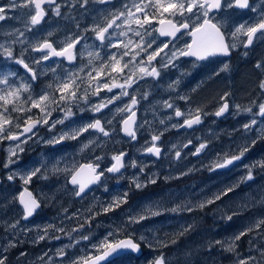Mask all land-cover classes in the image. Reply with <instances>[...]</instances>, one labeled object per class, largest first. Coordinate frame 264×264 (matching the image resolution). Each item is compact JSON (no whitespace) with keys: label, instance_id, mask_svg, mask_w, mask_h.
Wrapping results in <instances>:
<instances>
[{"label":"rangeland","instance_id":"374dc122","mask_svg":"<svg viewBox=\"0 0 264 264\" xmlns=\"http://www.w3.org/2000/svg\"><path fill=\"white\" fill-rule=\"evenodd\" d=\"M14 2L16 7L11 6L13 0H0V7L6 9L5 19L0 20V44L10 47L14 57L24 59L25 63L29 64L36 72L37 79L30 78L22 70L21 65L16 64L15 59L2 54H0V78L7 76L12 87H18L22 83L29 85V91L20 94L21 103L25 108L30 107V103H27L29 96L38 99L35 97V91L39 78L41 82L38 86L43 94L44 87L52 85L51 88L53 86L56 88V85L66 80L70 73L74 78L82 76V79L86 76L82 70H79L80 68L67 69L64 73H60L56 63L49 65L43 63L41 60L43 53L33 51V46L47 40L51 41L54 47L63 48L71 39L78 37L80 48L78 57H81L82 60L83 55L90 53L87 52V49L111 48L108 46L109 40L113 44L117 43L116 35H119L120 31H125L126 36L133 43L140 40L133 32L128 31L121 19L118 22L121 25L120 28L114 26L109 30V33H115V35H111L107 39L108 45L100 46L92 29L109 18V15H104L109 14L110 9L108 5L102 6L99 0H87V3L85 0H58L55 5L43 7L46 17L39 25L35 26L30 24V15L35 12L34 7H21L27 0H14ZM262 3L264 0H260L252 6L258 9L255 13L250 9L249 13L240 18L229 14L227 22L230 35L233 29L235 31L239 25L246 23L250 25L251 22H256ZM56 5H59V15L55 11ZM226 9L229 8L226 7ZM131 27L136 29L135 24ZM139 30L143 32L142 29ZM21 32L24 33L23 36L20 35ZM129 34L132 35V38ZM154 38L156 45L153 44L148 52L168 43V41L158 38L155 32H152L151 36L145 35L144 41L150 43ZM13 41L16 42L13 43ZM123 42L127 43L128 40ZM186 43L187 41H178L174 43L173 48H183ZM232 43L236 45L234 49L241 50L245 40L239 35L235 40L232 39ZM115 49L118 52V48ZM2 51L0 49V53ZM117 52V55L121 54ZM94 54L97 57V53ZM133 54L134 50L129 53V58L123 57L122 63L130 61ZM98 58L108 60L109 56L100 57L99 55ZM36 60L41 62L36 64ZM141 60H147L146 53L141 52L125 70L131 73ZM165 63H167V57L160 55L152 61L151 65L143 66L150 70L151 67L159 65L157 69L160 72L158 76L160 79L162 73L165 74L167 71L165 67H161ZM175 64L183 65L181 71L185 73L198 71V79L196 77L194 80L191 79L189 85L187 84L188 87L186 86L185 90L180 91L177 98H172V101L176 103L182 101L183 107L179 105H173L172 108L165 107V101L171 100V94H168L167 99L164 100L166 92L161 98H152L153 88L151 87L156 86L158 77L145 76L144 79L133 77L136 83L132 84L134 86L132 87V96L137 98L136 106L139 111L133 127L137 138L136 140L132 139L131 144L129 138L122 137L120 139L122 151L104 154L105 157L112 159L113 156L120 153L127 154L123 150L132 145L130 154L124 157L128 169L123 178L132 179V181L136 179L143 185L139 188L142 190L148 184L142 182V177L139 175L141 169L147 170L150 175L155 174L154 180L161 172H166L165 182L173 185L152 189V192L144 193L140 199H132V206L128 207L129 204L124 206L126 203L121 204L120 206L123 208L112 214L103 211V200L106 203L108 198L102 200L100 195L88 196L92 200L90 205L94 206L96 210L87 207L69 211L74 204L79 205L80 202H75L72 192L66 190L63 184L56 181L50 187H44L39 193L43 196L45 205L49 204L52 210H59L63 207L64 211L57 212L56 210L54 211L56 213L42 214L39 217L32 214L22 221L21 211L19 212L15 208V204L19 205V203L17 204L18 191L13 184H5L0 189V224L6 230L5 233L0 234V240L4 238L3 247L5 250L2 252L5 264H71V261L79 257L88 254L95 255L96 250L93 246L99 245L106 237L112 241L133 238L136 243L141 245L143 252L139 257H135L133 254L132 256L125 255L108 264H152V261L161 252L165 255L167 264H239L240 260H248L249 264H264V255H262L264 253V225L256 227L258 221L264 220V168H261L257 163L264 161V118L257 115L258 105L264 103V91L260 88L261 82L264 81V37L258 36L254 44L236 56L232 69L238 67L240 69L230 71L228 74L223 73V82H213L212 80L210 85L205 83L211 77L205 76L211 73V69L195 66L192 61H181L179 57ZM258 64L261 67H257ZM79 67L83 68L82 63ZM176 69L180 71V67ZM90 70L89 68L86 72L88 73ZM10 73L14 75H9ZM47 74H51L49 82H45ZM125 78L120 79L121 84L124 83ZM219 79L221 78L219 77ZM0 89L7 90L5 85H0ZM139 92H142L143 95ZM225 93H228L225 100L230 103L231 109L228 115L217 117L214 113L221 106V101H223L221 97H224ZM59 95L60 93L56 91V94L52 96L58 99ZM147 97L149 98L146 99ZM181 97L187 99H181ZM69 103L74 104L75 101H69ZM237 105L240 106L239 109H237ZM11 107L9 105V109ZM246 108H251L252 111H244ZM33 109L35 108H32L30 112L9 110L6 115L12 119L13 124L7 131L17 132L19 128L15 127L16 123H20L22 117L25 121L28 117L27 114L32 113ZM175 109H179L184 114L181 119L175 117ZM196 109L202 110L203 123L195 125L190 130L177 129L179 126H173L182 125L184 119L191 118L196 114ZM29 116L34 117L33 115ZM253 119L257 120V124L253 125L251 131L246 132L243 125L250 123ZM80 127L83 126L74 130ZM153 135L160 136V139L155 142V145L162 149L159 158L151 153H148V156L142 154L148 147H152L151 137ZM253 140L257 141L254 145L252 144ZM3 141L5 139H0V171L9 161V150L12 149L16 152L15 156H11L15 163L20 160L18 155L22 147L19 144V148H17L18 143L15 142L2 148ZM201 143H205L207 147L201 153L193 155ZM244 146L249 149L244 157L240 161H236L234 165L226 167L233 166L232 170L227 172L222 170L226 168L210 170L218 157H223L225 154L238 155ZM177 151L181 154L179 158L176 157ZM53 152L47 157L43 153H41L42 155L38 153L34 158L37 161L35 164L41 166L50 161L48 162L50 163L49 169L52 173H57L58 177H61L62 174L63 182L67 176H71V172L79 166L78 162L86 155L80 151L67 153L55 150ZM13 163H9L8 166ZM253 165H255L252 168L253 179H242L248 172L245 166ZM54 168L60 169V171H54ZM193 169L195 170L192 171ZM197 172H206L207 175L191 182H185V184H179V182L187 181L191 175ZM10 175L13 176V179L18 177V169L12 167L4 173L5 177ZM173 180H179V182ZM150 184L152 183L150 182ZM8 187L9 190H6ZM229 188L232 190L227 191L226 195H220ZM125 193L128 194L127 189L114 190V198H122ZM216 195H220V199L214 200V203L211 204L205 203L203 208L198 207L202 202L214 199ZM26 199H28L27 196ZM188 207H191L192 211H188ZM173 208H178V210L173 212L171 211ZM115 209L117 210V208ZM145 209L158 211L160 215L150 216L139 224L128 223L130 215L143 214ZM229 216L232 217L231 220L227 219ZM13 225L15 227H12ZM188 226L191 228L184 235H179ZM248 229L251 231H247ZM245 231L246 235L235 240L240 232ZM110 232L113 233L112 236H108ZM40 236L45 238L39 240ZM83 236H88L89 239L83 240ZM173 239L176 240V243H168L167 247H161L158 243V241L169 242ZM217 241L221 243L218 244ZM233 241L234 251H227V247ZM41 244H43L42 247L31 248ZM61 249L64 250L63 256L58 254ZM17 256L21 257L19 263H15ZM250 257L253 259L249 260Z\"/></svg>","mask_w":264,"mask_h":264},{"label":"snow or ice","instance_id":"6c2138e0","mask_svg":"<svg viewBox=\"0 0 264 264\" xmlns=\"http://www.w3.org/2000/svg\"><path fill=\"white\" fill-rule=\"evenodd\" d=\"M100 3H106L107 0H99ZM44 3L55 4V0H27V2L21 7H34V14L30 15V24L32 26L39 25L42 19L45 16V11L42 8ZM87 3V0H85ZM12 7H16V4L13 0L11 5ZM225 7L232 8L238 7L240 9H251L252 12H257L258 9L256 7H252L249 3V0H132L131 6L125 5V10L120 11L118 14H113L110 19H106L102 24L96 25L92 30L95 32L96 39L101 41L103 44L111 35H115V33H109L110 29L120 28L121 25L117 23V21L123 19L124 26L127 27L128 31L133 32V34L140 38V40L136 43H133L131 39L128 40L127 43L123 41H118L113 44L109 40L110 47L115 48H123L126 49L119 56L116 53H113L109 57V61L102 63L99 65V68H94L93 72L95 75L90 72L88 74V88L91 89L93 84L95 85L94 91H92V95H99L102 89H106L108 92H112L113 88H120L121 92L119 95H114L110 99L101 102L92 107L93 112H100L101 109L106 108L109 104L113 103L115 100H119L122 96H128L127 88L131 87L132 84L136 83L137 79H141L145 76L150 77H158L160 72L156 67H151L150 70L143 65H151L152 61L160 55L161 52L164 51L165 48L169 47L168 43H164L163 47H157L154 51L148 52V49L152 48V45L156 43L155 38L150 42L144 41V36H151L152 32H158L160 36L165 37H173L179 38L177 36L178 33L181 35L187 34L191 37V42L186 43L183 48L174 49L171 52V56L168 57L167 63L162 64L161 67H168L169 64L172 63L173 60L178 59L179 57H195L197 60H205L209 56L215 55H223L228 56L230 54L231 49L235 48V43L228 42V34L222 31L221 26L213 22V17L210 15L214 10L220 11ZM56 14L59 15V5L55 7ZM6 9L4 7H0V20L5 19L4 13ZM153 22L159 25L158 28H152ZM135 24L136 29H133L131 25ZM151 28V31L149 29ZM139 29H142L140 31ZM245 35L247 37L246 42L244 43V47L247 48L252 44L254 37H257L259 34L260 37H264V3L261 4L259 10V16L255 23L251 25L241 24L235 28V31L231 32V38L235 40L239 35ZM21 36L24 35L23 32L20 33ZM51 35V34H50ZM127 33L125 31H120L119 36H126ZM16 41H13L15 43ZM23 43V41H20ZM79 43V38H73L70 42H67L63 48L57 50L53 47V44L44 40L42 43H39L32 47L33 51L36 52H44L47 50L46 54H43L41 60H48L52 56L56 57H66L69 61H72L75 57L72 53V49ZM0 49H2V55L15 59L16 64L21 65L27 72L32 74V79H37V74L33 68L29 66V64L25 63L24 59L16 58L13 55V51L10 47H5L3 44H0ZM134 50V54L131 57V60L128 62L123 61V57L128 56L130 52ZM141 52L147 54V60H141L138 65L135 66L134 70H132L131 75L125 78L124 83H118L116 76H113L112 73L118 75L122 74L125 69L129 68V65L136 60V58L140 55ZM91 56L92 53H89ZM99 54L97 53V58ZM41 61L36 60L35 63L39 64ZM91 64V60L89 61ZM257 67H261V65H257ZM228 69V65L225 64L221 71H226ZM14 75V74H9ZM104 76H108L111 83L104 82L101 83V79ZM78 77H73L70 73L68 78L63 82H60L56 85L55 91L59 92L60 95L57 98L53 97L50 93L44 92L39 95L38 99L33 98L32 96L28 97L27 103H30V107H23L20 94L21 92L29 91V85L20 84L18 87H12L9 84L7 76L0 78V85H5L7 90L0 89V139H7L12 141H19L23 143L24 141L20 140V137L26 133H33V129L37 127L39 124H47V117L51 115V111H49V107L52 104H56L59 106L60 103H68L69 101L76 100H85L87 101L88 97V89L85 90V94L83 96H78L77 89H79L80 85L77 83ZM178 83V82H177ZM52 87V85H49ZM172 87V85H169ZM260 88L264 91V81L261 82ZM228 96V93H225L224 97H221V100H225V97ZM181 99H187L186 97H181ZM138 103L137 98L135 96H131L130 104L126 105L123 109H118L119 112L128 111L130 115L123 120L122 131L132 139L136 138V133L132 127L135 123V112L132 111L134 106ZM255 103V102H254ZM9 105H11V109H9ZM19 105V106H18ZM165 107L172 108L173 105L169 104L165 101ZM237 109L240 108L239 105L236 106ZM32 108L39 109L40 113L43 115L39 119H33L31 116H28L24 121V125L22 127V131L19 133H13L7 131L9 127L12 126V119L6 114L9 110L14 112H30ZM259 112L257 115L264 118V103H260L258 105ZM229 109V104L225 100V102L218 108V110L214 113L215 116L219 117L223 115ZM63 110V109H61ZM244 111L251 112V108H246ZM73 113L71 109H67L65 111V119L71 116ZM201 109H196V114L191 116V118L184 119L183 125H173L174 127H189L191 128L194 124H199L201 122ZM175 115L180 117L184 115L179 109L176 110ZM63 120L56 121V123H63ZM111 123V121H109ZM163 123V121H161ZM257 124V120L253 119L250 123L244 124V130L251 131L253 129V125ZM55 126L54 124L52 125ZM16 128H21L19 123H16ZM89 129H95L96 131L102 133L105 137L109 136V132L105 130L104 126H102L101 121L99 119L94 120L92 123H89L79 129L74 130L71 134L65 133L61 135L58 139H54L53 141H49V143H59L61 140L65 138L76 139L80 136L81 133L88 131ZM30 138V137H29ZM153 145L152 147H148L146 149L147 152L159 156L160 148L155 145V142L160 139L159 135H153L151 137ZM256 140L252 141V144H256ZM92 141H89L91 144ZM89 145L85 144L83 147L87 148ZM207 145L205 143H201L199 147L196 148L193 155H197L201 153ZM17 148H19V143L17 144ZM83 150V149H81ZM248 147L244 146L239 154L228 155L225 154L223 157H218L216 161L213 162L210 170H215L216 168H226L229 165H234L236 161H240L242 157H244L245 153L248 151ZM10 151V157L8 163L4 165L5 168L8 167L9 163H13L14 161L11 159V156H15L16 152L12 149ZM23 151V149H20ZM123 153L119 155H115L112 157L114 163L111 167L107 168V172L109 173H118L120 169L124 166L122 163ZM180 152H176V157H180ZM99 159V157H97ZM261 168H264V161L257 162ZM135 166V164H133ZM99 165H80L75 171L71 172L70 183L73 186H76L78 190H75V195L80 196L85 192V189L90 184H95L97 181L101 179L104 175V171L97 172V168ZM248 169L247 175L243 177L244 180H252V168L253 166H245ZM41 171L40 168H36L29 172L26 176H22L21 179L25 184H28L32 177L36 176L37 173ZM54 171H60V169L54 168ZM67 171V170H65ZM143 171V169H141ZM191 171V169H190ZM9 180L13 179V176L10 175L8 177ZM151 183H155L154 179L150 180ZM136 188H141L143 185L133 180ZM232 189H227L224 193L220 195H226L227 191H231ZM24 193L21 194L20 203L23 205L24 210V219H27L31 216L36 208L39 207L37 200L32 197L31 193H27L28 199H24ZM220 195H216L214 199L207 200L206 202H202L198 205V207L203 208L205 203L211 204L214 203V200L220 199ZM127 203V193L124 194V197L117 198L112 201L107 207L103 209L104 212H109L114 210L115 208L120 207L121 204ZM178 208H173L171 211L175 212ZM188 211H192L191 207H188ZM160 215L158 211H152L151 209H145L143 214L137 213L136 215H130L128 219L129 224H139L141 221L148 219L150 216ZM231 216L227 217V219L231 220ZM261 225H264V220L258 221L256 227L259 228ZM12 227H15L13 225ZM191 226H188L181 232L179 235H184ZM75 231V229H74ZM247 231H251L248 229ZM247 232H240L239 235L235 237V240H239L242 236L246 235ZM113 233H109L108 236H112ZM45 237L40 236L39 240H43ZM143 239V237H141ZM83 240H88V236H83ZM161 247H167L168 243L175 244L176 240L173 239L169 242L158 241ZM216 243H221L217 241ZM94 249L96 250V254H88L83 257H79L76 260L71 261V264H100L101 261H105L107 257L112 255L113 253H117L120 250L131 249L132 251H138L139 245L135 243L130 237L124 240L112 241L107 237L103 242L99 245H94ZM227 251H234V241L230 244ZM59 255H64V250L61 249L58 252ZM264 255V253H262ZM253 259V258H249ZM0 264H5V258H0ZM152 264H167V260L165 255L161 252L153 261ZM239 264H249L248 260H240Z\"/></svg>","mask_w":264,"mask_h":264},{"label":"flooded vegetation","instance_id":"af4514ba","mask_svg":"<svg viewBox=\"0 0 264 264\" xmlns=\"http://www.w3.org/2000/svg\"><path fill=\"white\" fill-rule=\"evenodd\" d=\"M57 1L58 0H55V4L57 3ZM258 1H260V0H249V3L253 6ZM55 4H51V5H55ZM131 4H132V0H107L106 3H101L102 6H105V5L109 6V9H110L109 14L104 15V16L109 15L108 19H110L113 14H118L120 11L125 10V8H124L125 5L131 6ZM46 6H50V4H45L42 7H46ZM249 10L250 9H240L238 7H232V8L226 9V7H225L223 10H220V11L214 10L212 13H210V15L213 17V22L218 23L221 26L222 31H224L228 34V42L232 43V38H231L230 32L228 30L229 23L227 22L228 18L230 17L229 14L235 15L236 17L240 18L242 15H246L247 13H249ZM45 17H46V15L44 16V18ZM44 18L42 19V21L44 20ZM101 18L103 19L104 17H101ZM119 21H117V23ZM254 22H251V24ZM248 24L249 23H246V25H248ZM158 27H159V25L156 24L155 22H153L152 28H158ZM233 31H234V29H233ZM129 35L132 38V35L131 34H129ZM155 35L160 39L168 41L169 47L165 48L164 51L160 53V55L167 57V60H168V57L171 56V52L174 49H176V48H173L174 43H176L178 41H187V43L191 42V37L187 34L181 35L180 33H178L177 34V36L179 37L178 39L173 38V37L160 36L158 32H155ZM258 36H259V34L257 35V37H254L252 44H254L257 41ZM240 37L243 40H245V42H246L247 37L245 35L241 34ZM126 39L129 40L127 36L116 35V41L117 42L118 41H124ZM106 41L103 43L104 46L108 45ZM48 42L52 43L51 41H48ZM99 44H100V46L102 45L101 41H99ZM251 45H249L248 47H250ZM53 47H54V45H53ZM94 47H96V46H94ZM54 48H56L57 50H60L61 47H54ZM247 48L244 47V43H243L242 47L240 48L241 50L233 48V49H231L230 54L228 56H223V55L209 56L205 60H197L195 57H192V58L180 57V60L181 61H186V60L192 61L193 63H195V66H200V67H205L206 69H211V73L205 75L207 77L211 76L210 79L207 82H205V83L210 85L212 80H213V82H223L222 81V78H224L223 73L228 74L230 71L232 72V71H236V70L240 69V67H238L237 69H232V67H233L234 62L236 60V56L241 51L247 50ZM79 49L80 48H79V43H78L72 49V53L75 57L72 61H69L66 57H63V56H61V57H50L48 60H46V61L42 60V61H43V63H45L47 65H49L51 63H56V67L58 68L60 73H64V71H66L67 69L71 70V69H75V68H80L79 70H82L86 74V76L82 79H81L82 76L77 78V83L80 85L79 89H77V94H78V96H83L85 94V90L88 89L87 101L76 100L74 104H71L69 102L68 103H60L59 106L56 104H52L49 107V111H51V115L47 117L48 123L47 124H43V123L39 124V125H37L36 128L33 129V133H26L23 136H21L20 140L24 141L23 143H20L19 141H12V140H7V139H5V141L2 142V148H4L7 145H11V144L17 142V143L21 144V146H22L21 149H23V151H21L18 155L20 157L19 161L11 164L7 168L3 167L0 171V189L5 184L6 185L13 184L18 191L19 196H17V204L19 203V205L17 206L15 204V208L19 212L21 211L20 214L22 216V218H21L22 221H25L23 218V216H24L23 205L20 203L22 193H24V194L25 193H31L32 197L37 200L39 207L36 208L33 212V214H35L36 216L38 215L37 217L41 216L42 214L47 215V214L56 213L54 211H56L57 209L52 210L49 204L45 205L43 202V196L41 195V193H39L44 187H50L52 184H55L56 181L59 182L60 184H63L66 190H69L72 192L73 199L75 202H80L79 205L74 204V206H72L69 209V211L80 210V209H84L87 207H92V210H96L94 208V206L90 205V202L92 201L88 197L90 195H92V196L100 195L102 200L105 198H108V201L106 203L103 200V207L105 208L109 205L111 200L115 199L114 198V190L115 191H117V190L121 191L122 189L128 190V194H127L128 203H126L124 206L129 204L128 207H130V206H132V204H131L132 199H136V198L140 199L142 197V195H144V193L152 192V189H155V188L160 189L162 186L165 187V186L173 185L172 183L167 184L165 182L164 178H167L165 176L166 172H161V174L156 178V180H155L156 182L150 184V180L153 179L154 177H156V175L155 174L150 175L147 170H143V171L140 170L139 175L142 177V182L144 184L145 183L148 184V186H146L144 189L140 190L139 188H136L132 179L123 178L125 176V174L127 173V169H128L125 161L123 162L124 166L122 167V169L118 173L107 172V168L111 167V165L114 163V161H113V159H111V157H105L104 154L110 153V152L116 153V152L122 151L120 149V139L122 137L123 138H129V140L132 144V138L127 136L122 131V127H123L122 122L124 119H126L130 115V112H128V111L119 112L118 109H123V108H125L126 105L130 104L131 96H132V87H134V86L128 87L126 89L127 92L129 93L128 96L120 97L119 100L113 101V103L109 104L106 108L101 109L100 112H93L91 109L94 105H97L101 102H104V101L110 99L114 95H119L121 92L120 88H113L112 92H108L106 89H102L100 91L99 95H92V91H94L95 85L93 84L91 89L88 88V84H89V83H87L88 82V74L90 72H92V74L95 75V73L93 72V69L99 68L100 64L109 61V59L108 60H100L99 58L96 57V54H94V53L95 52L98 53L100 55V57H102L104 55H108L110 57L113 53H116L117 50L115 49V47H111L109 49H106V48L87 49V52L92 53V55L90 56L89 54H85L82 56V60H81V57L80 58L78 57V53L80 52ZM125 50L126 49L118 48L117 53L122 54L123 51H125ZM46 52L47 51H44L43 54H46ZM39 53H42V52H39ZM125 57L129 58V55L125 56ZM90 60H91V64L89 63ZM80 63H82V67H83L82 69H81V67H79ZM175 63H176V59L173 60L172 63L168 65V67H165L167 69V71L165 72V74H164V72L162 73V75L160 76L161 77L160 79H159V77L156 79V86H152L151 88H153L152 93H158L156 95V97L161 98L162 96L165 95V92H166L164 100L167 99L168 94H171V96H170L171 100H169L168 103L169 104L171 103L172 105H179V106L183 107L182 101H179L176 103V102L172 101V98L173 97L177 98V95L180 94V91L185 90L188 87L191 79L194 80L195 77L198 79V71H195V72L191 71L190 73L189 72L188 73L182 72L181 69H182L183 65L178 66ZM225 64L228 65V69L226 71H221V69L223 68V66ZM157 66H159V65H156L155 67L157 68ZM178 67H180V71H179V69H176ZM89 68L91 70L88 71V73H87L86 70ZM27 75L30 78H32V76H30L29 74H27ZM112 75L116 76L117 82L120 83V79L125 78L128 75H131V73H129L128 71L125 70L122 74H120L118 76L115 73H112ZM219 77L221 79H219ZM50 80H51V74H47L45 76V82H47V81L49 82ZM40 82H41V79L39 78L37 81V86H36L37 88L35 91V97H39V95L41 94L40 86H38ZM104 82L111 83L108 76L102 77L101 83H104ZM53 83H54V80H53ZM169 85H172V87H169ZM220 85H222V84H220ZM44 92H48L51 95L56 94L54 86H53V88H51L49 86L44 87ZM139 94L143 95L142 92H139ZM151 96H149V97H151ZM149 97H147L146 99H148ZM152 98H155V96ZM224 102H225V100L221 101V105ZM228 104H229L228 111H226L221 116H225V115L229 114L231 107H230L229 102H228ZM69 108L71 109L73 114L65 119V111ZM61 109H63V110H61ZM176 110L177 109L174 110V115H175ZM132 111L135 112V120H136L138 117V113H139L136 105L132 109ZM29 115H33L34 116V117H32L33 119H39L43 115V113H40L39 109L35 108V109H33L32 113L27 114V116H29ZM175 117L178 119L182 118V116L177 117L176 115H175ZM96 119H99L101 121L102 126H104L105 130L109 132V136L105 137L102 133L96 131L95 129H89L88 131L83 132L82 135L79 136V138H76V139L65 138L64 140H61L59 143H49V141H53L54 139H58L61 135L65 134V133L71 134L72 130H74L75 128H77L79 126H85L89 123H92ZM60 120H63L64 122L63 123H56V121H60ZM109 121H111V123H109ZM135 123H136V121H135ZM200 123H203L202 119H201ZM19 124L21 125V128H19L17 130V132H15V133H19L22 131V127L24 125L23 117H22ZM53 124L55 125L54 127L52 126ZM195 125H197V124H194L191 128L185 126V127H179L177 129H188V130H190V129H193L195 127ZM134 131H135V128H134ZM106 138H110V139L106 140ZM136 138L134 140H136ZM26 139H27V141H26ZM89 141H92V143L89 144ZM106 141H107V143L105 144ZM115 141L117 142V144H115L116 143ZM85 144H88L89 146L87 148H84L83 146ZM131 148H132V145L129 148H125L126 150H123V151L125 153H127V155H129L131 152ZM81 149H83V150H81ZM55 150L56 151H62V152L66 151L67 153H73L76 151L83 152L86 155L84 158H82L78 162L79 166L80 165H88V164L99 165V167L97 168V172H100L103 170L104 175L95 184H90L85 189L84 193H82L80 196H76L75 190H78V189L76 188V186H73L69 182L71 176H67L65 181L63 182L62 174H61V177H58L57 173H52V171L49 169L48 166L50 165V163H48V162H50V161H48L46 164H43L41 166L38 164H35V163H37V161L34 160V158L36 155H38V153L39 154L43 153V155H45L47 157V156H49L50 153H54L53 151H55ZM160 150L162 152V149H160ZM97 157H99V159H97ZM79 166L77 168H79ZM12 167L18 169L19 175H18V177H15L14 179L9 180L8 177L4 176V173ZM232 167L233 166H231L230 168L222 169V170H224V172H227V171L232 170ZM36 168H40L41 171L39 173H37L36 176L32 177L31 181L28 184H25L24 181L21 179V177L26 176L27 173L31 172L32 170H34ZM194 170L195 169H193L192 171H194ZM205 173L206 172H197L194 175H191L187 181H183V182H179V180H173V181L179 182V184H185V182L187 183V182H191L197 178H203L205 175H207ZM208 175H209V173H208ZM6 190H9V187ZM24 196H25L24 199H26L27 194H25ZM122 208H123V206L122 207L120 206L119 208H117V210L115 209V210L109 211V213L113 214ZM63 211H64L63 207L61 209L57 210V212H63ZM5 231H6L5 227L0 224V234L5 233ZM7 241H8V239L6 237V242ZM44 243H46V242H44ZM3 244H4V238H2L0 240V258H4L2 251H4L5 249L3 247ZM35 247H38V246L35 245ZM20 260H21V257L17 256L15 263H19Z\"/></svg>","mask_w":264,"mask_h":264},{"label":"water","instance_id":"95a60500","mask_svg":"<svg viewBox=\"0 0 264 264\" xmlns=\"http://www.w3.org/2000/svg\"><path fill=\"white\" fill-rule=\"evenodd\" d=\"M45 4H48V3H44L43 5H45ZM42 5V6H43ZM44 51H46V50H44ZM52 57H56V56H52ZM24 69V68H23ZM25 70V69H24ZM26 71V70H25ZM27 72V71H26ZM29 73V72H28ZM31 76H32V74L31 73H29ZM132 127H133V125H132ZM124 156H126L125 154L123 155V157ZM123 157H122V159H123ZM121 170V169H120ZM124 240V239H123ZM124 254H133V256H135V257H139V256H141L142 255V249H141V247L139 246V250L138 251H132L131 249H124V250H120V251H118L117 253H113L112 255H110L109 257H107L106 258V260L105 261H101L100 262V264H106V263H108L109 261H111V260H113V259H115V258H117V257H120V256H122V255H124Z\"/></svg>","mask_w":264,"mask_h":264},{"label":"bare ground","instance_id":"6f19581e","mask_svg":"<svg viewBox=\"0 0 264 264\" xmlns=\"http://www.w3.org/2000/svg\"><path fill=\"white\" fill-rule=\"evenodd\" d=\"M149 40H150V39H149ZM151 40H152V39H151ZM145 42H146V41H145ZM150 42H151V41H150ZM154 45H156V44H154ZM153 47H154V46H153ZM157 94H158V93H153V94H152V97H154V96L156 97ZM37 246H38V247H35V245H34V246H32V247L30 246V247H31V248H35V249H36V248H39V247H42V246H39V245H37Z\"/></svg>","mask_w":264,"mask_h":264}]
</instances>
